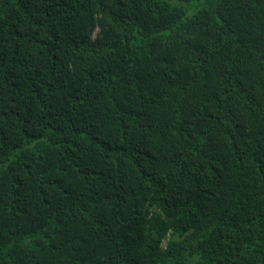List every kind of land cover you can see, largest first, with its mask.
<instances>
[{"label": "trees", "instance_id": "obj_1", "mask_svg": "<svg viewBox=\"0 0 264 264\" xmlns=\"http://www.w3.org/2000/svg\"><path fill=\"white\" fill-rule=\"evenodd\" d=\"M0 264H264V0H0Z\"/></svg>", "mask_w": 264, "mask_h": 264}]
</instances>
